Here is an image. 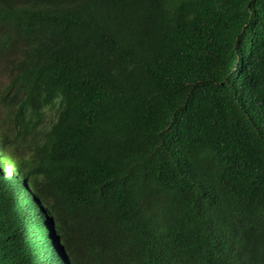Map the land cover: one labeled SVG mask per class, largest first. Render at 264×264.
<instances>
[{
    "label": "trees",
    "instance_id": "trees-1",
    "mask_svg": "<svg viewBox=\"0 0 264 264\" xmlns=\"http://www.w3.org/2000/svg\"><path fill=\"white\" fill-rule=\"evenodd\" d=\"M0 70L78 264H264V0H0Z\"/></svg>",
    "mask_w": 264,
    "mask_h": 264
},
{
    "label": "clouds",
    "instance_id": "clouds-1",
    "mask_svg": "<svg viewBox=\"0 0 264 264\" xmlns=\"http://www.w3.org/2000/svg\"><path fill=\"white\" fill-rule=\"evenodd\" d=\"M3 82H8V75L0 70V84ZM7 146L0 132V221L10 223L14 230L0 237V264H78L55 215L21 165L28 162V154ZM74 237L95 258H101L107 250L106 242L93 228Z\"/></svg>",
    "mask_w": 264,
    "mask_h": 264
},
{
    "label": "rangeland",
    "instance_id": "rangeland-1",
    "mask_svg": "<svg viewBox=\"0 0 264 264\" xmlns=\"http://www.w3.org/2000/svg\"><path fill=\"white\" fill-rule=\"evenodd\" d=\"M25 159H26L27 161H29L31 158H30L28 155H26V156H25Z\"/></svg>",
    "mask_w": 264,
    "mask_h": 264
}]
</instances>
